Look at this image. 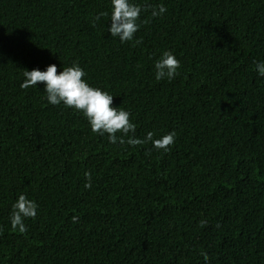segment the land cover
<instances>
[{
  "label": "trees",
  "instance_id": "obj_1",
  "mask_svg": "<svg viewBox=\"0 0 264 264\" xmlns=\"http://www.w3.org/2000/svg\"><path fill=\"white\" fill-rule=\"evenodd\" d=\"M132 2L145 9L121 43L95 19L110 0H0V264H264V0ZM164 50L170 82L154 75ZM73 62L131 113L125 143L48 104L42 82L20 87L25 69ZM169 131L167 152L128 143ZM21 193L39 206L24 232Z\"/></svg>",
  "mask_w": 264,
  "mask_h": 264
},
{
  "label": "clouds",
  "instance_id": "obj_2",
  "mask_svg": "<svg viewBox=\"0 0 264 264\" xmlns=\"http://www.w3.org/2000/svg\"><path fill=\"white\" fill-rule=\"evenodd\" d=\"M144 9L145 6L133 3L132 0H110V12H101L95 19L99 20L101 16H108L111 24L107 31L111 37H118L119 41L124 43L134 39V34L140 27L137 21ZM165 12L166 7L162 4L151 7L152 17L162 16ZM180 67V61L175 54L170 50H164L153 64L155 79L170 82L180 75ZM255 71L258 76L264 77V61L256 62ZM85 75V70L76 62L62 68L59 73L57 65L52 63L44 70L25 69L20 87L22 89L37 87V83L42 82L48 104L63 105L79 111L86 118L91 132L101 136L107 135V140L111 144L125 143L124 137L130 132H135L136 126L130 120L131 113L123 108L112 106L113 95L92 86L83 78ZM117 133H120L119 137ZM175 136V131H169L158 138H155L154 133L148 132L143 139L134 135L129 137L128 143L137 145L151 142L154 149H163L167 152L174 144ZM85 176L88 178L85 187L90 188V174L85 173ZM38 207L36 201L29 199L23 193L19 194L10 212L11 226L19 232H24L26 230L24 221L29 218L35 219ZM72 219L76 222L78 218L73 216Z\"/></svg>",
  "mask_w": 264,
  "mask_h": 264
}]
</instances>
